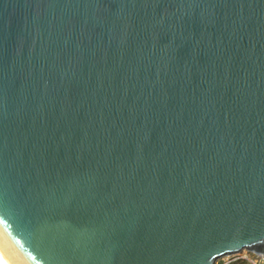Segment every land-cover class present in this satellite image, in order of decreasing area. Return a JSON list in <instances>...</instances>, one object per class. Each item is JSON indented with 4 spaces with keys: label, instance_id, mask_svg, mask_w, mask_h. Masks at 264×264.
<instances>
[{
    "label": "water",
    "instance_id": "95a60500",
    "mask_svg": "<svg viewBox=\"0 0 264 264\" xmlns=\"http://www.w3.org/2000/svg\"><path fill=\"white\" fill-rule=\"evenodd\" d=\"M243 249L264 256V0H0L7 260Z\"/></svg>",
    "mask_w": 264,
    "mask_h": 264
},
{
    "label": "rangeland",
    "instance_id": "374dc122",
    "mask_svg": "<svg viewBox=\"0 0 264 264\" xmlns=\"http://www.w3.org/2000/svg\"><path fill=\"white\" fill-rule=\"evenodd\" d=\"M253 259H257L260 264H264L263 255L257 256L256 254L249 252V250H245L237 254H231V255H226L224 257H221L216 261V264H229V263L252 264L251 261Z\"/></svg>",
    "mask_w": 264,
    "mask_h": 264
},
{
    "label": "bare ground",
    "instance_id": "6f19581e",
    "mask_svg": "<svg viewBox=\"0 0 264 264\" xmlns=\"http://www.w3.org/2000/svg\"><path fill=\"white\" fill-rule=\"evenodd\" d=\"M246 249H243L241 252L245 251ZM253 254L259 255L257 253L252 252ZM0 264H11L7 258L4 256L2 251L0 250ZM216 264V263H215Z\"/></svg>",
    "mask_w": 264,
    "mask_h": 264
},
{
    "label": "snow or ice",
    "instance_id": "6c2138e0",
    "mask_svg": "<svg viewBox=\"0 0 264 264\" xmlns=\"http://www.w3.org/2000/svg\"><path fill=\"white\" fill-rule=\"evenodd\" d=\"M239 246H242V245H237L236 247L238 248ZM227 247H232V245H230V244H225V245L222 246V249H223V248H227ZM222 249H219V250H222Z\"/></svg>",
    "mask_w": 264,
    "mask_h": 264
},
{
    "label": "built area",
    "instance_id": "2783aa9c",
    "mask_svg": "<svg viewBox=\"0 0 264 264\" xmlns=\"http://www.w3.org/2000/svg\"><path fill=\"white\" fill-rule=\"evenodd\" d=\"M257 256H260V255H257ZM251 262H252V264H260L257 259H253Z\"/></svg>",
    "mask_w": 264,
    "mask_h": 264
},
{
    "label": "trees",
    "instance_id": "16d2710c",
    "mask_svg": "<svg viewBox=\"0 0 264 264\" xmlns=\"http://www.w3.org/2000/svg\"><path fill=\"white\" fill-rule=\"evenodd\" d=\"M229 264H235V263H229Z\"/></svg>",
    "mask_w": 264,
    "mask_h": 264
}]
</instances>
